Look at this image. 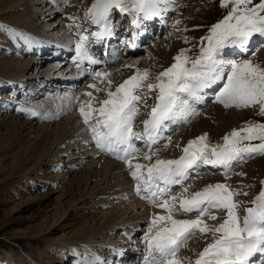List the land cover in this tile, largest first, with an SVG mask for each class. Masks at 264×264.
<instances>
[{
	"label": "rangeland",
	"instance_id": "rangeland-1",
	"mask_svg": "<svg viewBox=\"0 0 264 264\" xmlns=\"http://www.w3.org/2000/svg\"><path fill=\"white\" fill-rule=\"evenodd\" d=\"M20 1L24 2V5L26 2L25 7L19 6V8L13 9L12 6L18 3L17 0H0V25H3L5 28H11L14 32L21 34L20 36H13L7 32L0 31V264H76L77 260L83 259L85 256L88 257L89 252L90 254L93 253L91 255L92 258L101 255L105 257L110 256L109 250L106 252V255L101 253L102 250L98 247L100 243H94L97 245V248L91 250V248H87L90 245L79 243V241H90L92 237H97L99 234L106 235V229L105 231L103 229L110 222L105 218V213L107 211V215L112 214L113 208H92L86 202V204H83L76 211H73L70 207V201L85 192L82 185L83 178H85L84 172L91 168L89 166L91 163L88 162V159L89 161L92 159L90 157L86 159L81 158L83 160L80 161L83 163L78 165H75V163L79 161V158L72 159L74 154L81 153L79 146H77V149H71L72 139L76 135H79L77 133L80 130H74L76 126L73 129L69 128L70 130L68 129V131L71 133H68V135L63 134L65 137H68L67 139L59 146L51 145L53 137L61 130V119L64 117L71 118L74 113L67 112L61 115L60 118L58 117L57 121L50 123L49 129L43 134L48 136L46 139L47 145L42 148V145L37 147V142L42 135V131L38 128L44 124L42 123L43 121L31 120L32 115L30 119L24 118L25 115H21L23 111L18 110L20 108L32 109L38 113L36 116H40L42 111L52 110L48 106H45V109L41 107L40 104L43 101L50 103L58 97L67 96L68 93L59 94V91L56 92V90H52L50 86L46 85L44 86L46 95L37 96L38 98L30 100L27 89L22 90V88L18 87L20 91L18 95L13 94L9 85H2L8 84L7 82L11 81L9 78L14 77L17 72L13 63L14 61H21L20 54L24 52L22 50L25 48L23 36L28 34L26 33L27 31L34 32L35 29L42 28L38 25H32V29L30 27L31 22L26 24L25 21L21 20L24 15L33 16V14L30 15L28 12L34 7L35 2H31L30 0ZM93 2L94 0H65L60 4V8L57 7L58 5L55 6L60 14L53 20L54 22H47L44 25L46 28L40 30L41 33L45 32L47 36H56L59 29L71 26L77 19L82 20L79 19L80 14L82 12L85 14ZM259 2L260 0H253V3ZM169 4L171 11L166 15L167 22H163L162 24L160 20H156L155 29L152 31L148 29V35L146 36L148 39L142 43L141 51L138 50L136 55H127V50L130 48L129 43L131 45L135 44L137 33L130 29L127 20L125 21V18L114 10L115 13L111 17L114 31L118 30L122 34L116 50L122 52L124 57L121 62H116L110 71L112 72V81L116 78L115 82L112 83L111 90L114 91L116 86L134 75L137 69L147 70L151 74V82L155 75L174 63L173 58L181 50H185L186 55L191 58L198 56L200 48L207 43L202 38L209 34V29L213 24L223 19L230 7H220V0H171ZM37 7L36 10L43 9ZM61 11L63 12L61 13ZM70 17L74 18V21L69 19ZM58 21L62 22L55 28L53 24ZM161 25L164 26L162 29L163 34L160 29ZM53 28L55 30L51 31ZM76 30H69V35L76 42L80 35L92 36L87 29V25ZM254 40L255 42H251L252 47L247 54L238 56L237 49H226L223 53L224 57L236 60L250 58L264 65V38L257 37ZM102 52L104 53V51ZM252 52L255 53L254 56L251 54ZM22 60L25 61L26 59ZM123 60H135L139 64H133L131 65L132 67L127 68L126 65H129V63ZM124 63L126 64L125 66H123ZM50 65L52 63L46 61L45 70L49 69ZM33 72L34 70L32 69L29 71V74ZM87 81L88 78L82 81L77 89L74 87L73 93L69 96L71 98L78 97L81 100L83 94L81 90L86 89ZM106 86L104 83H101V88H106ZM222 86L223 82H220L214 86L213 90L202 94L204 95V99L206 94L209 96L208 100H205L206 103L204 105L195 107V103H192L195 114L191 115L187 122L183 121L182 124L178 123L174 125L171 128V132L165 134L166 139L160 141L161 146L157 149L159 158H179L182 154V148L187 145L189 140H193L205 133L207 134V143L209 145H221L223 144V137L233 129L238 130L246 123H264V116L257 114L259 111L258 107L243 109L234 107L225 108L222 104L218 103L215 96ZM101 93L100 98H106V93ZM154 102L155 93H151L150 98L146 102H141L140 115L136 118L139 120V123L136 124L135 130H142L143 125L141 122L147 119ZM145 103L147 106H144ZM74 109H77V106L72 108V110ZM26 114L30 115L27 112ZM18 120L23 122L31 120L36 124L24 126L25 132H23L17 126ZM10 125L13 126V129L9 131L8 126ZM19 126L22 128L21 125ZM87 133L89 134V132ZM60 137V134L59 137L56 134L55 141ZM88 139L89 141L92 140H90V134L86 137L87 141ZM169 140L171 141V146L167 149L163 148L162 145L167 144ZM253 143H259V141H253ZM23 146H25L23 148L25 153L30 152V154L23 155L21 152V155H18ZM75 146L76 142L74 143ZM143 147L142 144L137 145L140 152H144ZM68 148L70 151L67 150ZM35 151L38 153V156L33 157L31 152L35 153ZM80 157L82 156L80 155ZM155 159L156 156L153 157L152 162ZM248 160L250 162L243 166L241 165L245 162L241 160L232 163L227 179L225 178L224 168L221 169L219 167L215 170L206 165L208 168H204L202 171H199L198 175L192 176L189 179L190 181L188 180L185 183V186L188 187L189 193H191L201 190L208 184L227 183L233 189H240L242 192H246L247 195H239L234 198L240 202L238 211L243 216L244 209L252 206L251 201L261 190L260 182L264 180V155H255L248 158ZM79 170H83L81 175L77 173ZM95 171V173L99 171L97 167ZM239 173H243V175H238ZM121 177L117 180L122 184L125 182V179H122L121 182ZM99 179V176H97V181H95L97 184L101 182ZM100 186H102V183H100ZM90 187L93 188L94 185L91 184ZM181 190V187H175L172 195H179ZM217 215V221H208V223L222 221L224 214L220 212ZM180 217L194 218L191 216ZM147 227L148 222L145 225L140 224L138 226L141 231L137 234L135 240L136 242L140 241V243L133 244L132 246L134 247L124 245L130 252H135L134 257L137 259H141L145 255V247H142L141 244H145L144 233ZM130 229L120 227L119 231L125 234ZM134 231L135 229L131 231L132 234H134ZM109 235L107 233V236L110 238L111 236ZM118 237V235H115V240L113 239L115 243L122 239V237ZM100 239L102 240V238ZM126 241L124 239L123 244ZM210 242V235H197L188 241L178 255L188 257L194 261L198 253ZM81 246H85V248ZM67 251L68 253H65ZM131 259L124 261L123 264H132L133 262L129 261ZM110 261L112 264L120 263L117 258L113 259V257ZM185 264H187V261H185Z\"/></svg>",
	"mask_w": 264,
	"mask_h": 264
},
{
	"label": "snow or ice",
	"instance_id": "snow-or-ice-1",
	"mask_svg": "<svg viewBox=\"0 0 264 264\" xmlns=\"http://www.w3.org/2000/svg\"><path fill=\"white\" fill-rule=\"evenodd\" d=\"M167 3L168 0H94L84 16L99 27V31L91 33L98 42L113 35L111 16L114 10L121 15H133L132 23L139 28L142 20H151L168 11ZM220 7H229V11L202 38L207 43L195 58L181 50L173 58L174 63L155 75L151 82L147 70L137 69L114 91L111 90L113 82L107 79L109 74L95 72L93 78L106 81L107 87L100 88L96 84L88 87L106 93V98L98 99L92 92L84 94L88 97L86 101L76 98L79 114L96 148L123 161L135 182L136 195L164 213H156L148 220L143 264H185V261L187 264H264V180L260 182L261 190L251 201L252 206L244 209L243 216L238 211L240 202L234 198L247 195L246 192L233 189L227 183L208 184L191 193L185 186L193 173L199 174L202 166L223 167L227 179L233 161L264 155V123H246L238 130L233 129L223 137L221 145H209L205 133L189 140L177 159H161L156 151L161 146L160 141L166 139L163 134L169 125L187 122L195 114L192 103L203 99L200 93L220 82L223 86L215 96L218 103L225 108L258 107L257 114L264 116V65L250 58L236 60L223 55L226 49L248 53L255 37L264 38V0L259 3L220 0ZM0 31L21 35L3 25ZM88 48L89 38L80 35L75 45L74 62L81 74L85 71L84 61L89 65L98 63ZM151 93H155V102L147 119L141 122L142 130L136 131L134 120L140 115L141 102H146ZM18 110L38 115L32 109ZM43 118L49 116L45 114ZM134 141H143L147 151L140 152ZM170 146V140L162 145L165 149ZM137 156L150 163H133ZM154 156L156 159L152 162ZM174 185L181 187L179 195H172ZM220 212L224 214L222 221L209 224L208 221L218 220ZM177 216L194 218L178 219ZM197 235H210L211 242L194 261L179 256L180 250ZM113 251L119 254L118 250ZM76 264L103 262L98 257L90 260L85 256Z\"/></svg>",
	"mask_w": 264,
	"mask_h": 264
},
{
	"label": "bare ground",
	"instance_id": "bare-ground-1",
	"mask_svg": "<svg viewBox=\"0 0 264 264\" xmlns=\"http://www.w3.org/2000/svg\"><path fill=\"white\" fill-rule=\"evenodd\" d=\"M30 1L35 2L34 7L31 8L28 12L30 15L33 14V16L24 15L23 19H21V20L25 21L26 24L31 22V26H30L31 28H32V25H38L39 27H42V28L41 29H35L34 32L33 31H27L26 33H28V34L23 36V37L27 38V39H24L26 44H24L25 48L22 50L24 52L20 54V60L21 61H17V62L14 61V63H13V65H15V69L17 72L14 75V77L9 78V80H11V83L13 84L11 87V90L13 91V94L19 95L20 91L18 90V87L22 88V90H24V87L28 88L27 93H29V95H30V97H29L30 100H34V99L38 98L37 96L46 95V93H45L46 90L44 89V86H46V85L50 86L52 88V90H56V92L59 91L60 92L59 94L68 93L67 96L63 95L62 98L58 97L56 100H54L50 103L47 101H43V103L40 104V106L43 108L45 106H48V108L51 107L52 110H44V111H42V114L40 116H32L31 117V120L43 121L42 123H44L43 125H40L38 128L40 131H42V135H41V138L39 139V141L37 142V147L42 145V148H44L47 145L46 139L48 138V136L47 135L45 136L43 134L46 130L49 129L50 123L52 121H57L58 117L60 118L61 115H64L67 112L68 113L69 112L74 113V115H72L71 118L70 117L69 118L64 117L61 119V122H62L61 130L56 133L58 135V137H59V134L61 135V137L55 141V137H56V134H55V136L53 137L54 142L52 141V143H51L52 146H59L65 139L68 138V137H65V135H68V133H71L70 131H68V129L69 128L73 129L74 126H76V128L74 130H80V131L78 133L76 132L79 135H76L72 139L71 149H74V148L77 149V146H79V150L81 151V153L80 154H74V156L72 155L73 156L72 159L79 158L78 159L79 161L75 163V165H78V164L83 163L81 161L84 158L85 159L88 157L92 158L90 161L88 159V162L91 163V165H89L91 168L89 170H85V172H84L85 178H83L84 181H83L82 185L84 187L83 190L85 192L83 194L81 193L80 196L75 197V199L71 198L72 200L70 201V207L73 211H76V209H79V207H81L83 204L87 203V205L89 207L91 206L92 208L93 207L94 208H96V207H111V209L113 208L112 212H111L112 214L107 215V211L105 213V218H107L108 222H110V223H108L107 227H105L103 229L104 231L106 229V231H105L106 235H103V234L100 235L99 234L97 237H95V236L92 237L90 241L80 240L79 243H87L90 246H91V244H94V243H100V244H98V247L101 248V250H102L101 253H103L105 255H106V252L109 250L110 256H107L105 258L104 255H102L103 256V260H102L103 264H109L110 263L109 259H111L112 257L114 259V257H116V256H119V258L121 257L122 259L132 258L133 259L132 261L134 263V260H135L134 253L130 252V250L126 249V246H124V245H129L130 247H134L132 245L137 243L135 238H137L136 235H137V233L140 232V229H141L140 227H139L140 229L138 228L139 224L141 223V224L145 225V223L148 222L149 218L152 215H154L156 213H160V214H164V213L161 209H159L153 205H149L146 200L141 199L139 196L136 195L135 190H134L135 182L130 177L129 169L127 168V166L125 165V163L123 161L116 159L115 156L108 155L104 152H101L99 149H97L95 146V142L91 140V134L90 133L89 134H90V140L91 141H89V139H88V141L86 140V137L89 134L87 133L86 126L83 124L82 118L79 114V101L86 100V99L88 100V97L86 95H84L86 92H92L93 96H95L97 98H100V96L102 95L101 92H99V93L96 92L94 89L89 88L88 85L89 84H96L100 88H101V83H104L105 85H107L106 81L101 82L98 79H94L93 78L94 73L95 72L108 73L109 76L107 77V79H110L112 81V78H111L112 72H110V71H111V69H113L112 67L116 62L122 61V58L124 57V55L121 54L118 50H116V52H113V53L108 52L109 55H107V57L105 59H103V58L97 59L95 57V53H94L95 48L94 47L98 46V42L96 40H94V38L92 36H90V37H88L89 38L88 51H89V54L95 60L98 61V63L89 65L87 61H84L82 67L85 69V71L83 72V74H81V72L77 70V68L75 66V62H74V58L76 57L75 45L77 42H76V40H73L71 35H69V33H70L69 30L77 31L76 29H79V28L83 27L84 25H87V29L90 31V34H91L92 32L99 31V27L97 25L92 24L90 21L86 20L85 16H84V12H82L80 14V18H79L82 20L77 19V21H74V19H72L74 22L71 24V27H69L70 26L69 25L67 27H64L63 29H59L56 36H53V35L47 36L45 32L41 33L40 30L46 28L44 25L47 22H51L57 18V16L60 13H58V9L55 6L58 5L57 7L60 8V4H62L65 0H30ZM170 1L171 0H168V3L166 5L168 11L164 12L163 14L171 11V7L169 4ZM17 2L18 3L13 4V6H12L13 9L19 8V6L24 8L26 5V2H25V5H24V2H22L20 0H17ZM36 7L37 8L41 7L43 9H37L36 10ZM32 11H34V12H32ZM62 12L63 11H61V13ZM116 12L118 13V11H116ZM114 13L115 12L113 11L112 15ZM123 15H124L123 18H125V20H126V17H125L126 14H123ZM160 17H161L160 19L162 20L163 16L161 15ZM61 22L62 21L55 22V24H53V26L55 28H57ZM155 27H156V23L155 24L152 23V19L149 21L146 20V23H145L146 30L149 29V31H152L155 29ZM55 28H53L51 31L55 30ZM163 28H164V26L161 25L160 26L161 32L163 31L162 30ZM141 30H142V28H141ZM142 31H141L142 37H138V39L136 41V46L138 45L140 48L139 51H141V48H142L141 45H143L142 43L146 39H148V37L143 36ZM162 34H163V32H162ZM121 36H122V34L118 30L114 31L112 36H105L106 40L108 39V41H109V47H113L114 44L117 43L118 38H121ZM254 39H257V37H255ZM254 39H253L252 43L255 42ZM77 40H79V37L77 38ZM137 53L138 52L136 50H132V51H130L129 49L127 50V55H132V54L136 55ZM135 58H137V57H135ZM22 59H26V60L23 61ZM46 61H49L50 63H52V65H50L49 69L45 70V62ZM123 61L124 62L127 61L126 63H129V65L139 64L135 60H129V61L123 60ZM125 65L126 64L124 63L123 66H125ZM118 66H120V65H118ZM100 68H102V69H100ZM32 69L34 70V72L29 74V71H31ZM86 78H88V81H87L86 86H85L86 89L81 90L83 93L81 100L79 99V101H78L75 97H72L71 99H69L70 98L69 95H71L73 93V90H74L73 88L75 87V89H77L79 87V84L82 81H84ZM115 79L112 81L113 83L115 82ZM2 85L8 86V84H2ZM214 86L215 85H213L211 88L204 89L203 92L200 93V95L203 97L202 94H204L207 91L213 90ZM32 87H34V88L32 89ZM43 90H44V92L42 93ZM206 95L208 96V94H206ZM27 96H28V94H27ZM60 98H61V100H59ZM102 98H104V97H102ZM102 98H100V99H102ZM205 100H208V98L205 97V99H204V97H203V99L201 101L197 102L198 105H200L201 102H205ZM75 103H77V104H75ZM37 104H38V102H37ZM76 106H77V109L72 110V108H75ZM57 113H59V114H57ZM45 114H47L49 116L48 119L43 118ZM21 115H25L24 118H27V119L28 118L30 119V116H31V115L26 114V112H23ZM31 120L28 122H23L21 120H18L17 126H18L19 130L21 129V130H23V132H25V130L23 128L24 126H27L30 124H31V126H33L36 124ZM138 123H139V120L136 119V121L134 122V125L136 126V124H138ZM176 124H178V123H175L174 125H176ZM19 125H21L22 128ZM172 125L173 124H170L168 129H170L172 127ZM8 127H9V131H10V129L11 130L13 129L12 125H10ZM36 130H37V128H36ZM85 133H87V134H85ZM165 133H167V131L166 132L164 131V134H163L164 136H165ZM63 134H65V135H63ZM68 141H69V139H68ZM75 142H76V146L74 147ZM141 142L145 146L144 142L143 141H141ZM141 142L140 141H134V143H137V144H140ZM23 148H25V146H23L21 148L22 150L20 151V154H18V155H21V152L23 153V155L30 154V152L25 153V150ZM67 150H69V148ZM145 151H147L146 146H145ZM31 153H32L33 157L38 156V153L36 151H35V153H33V152H31ZM80 155L82 157H80ZM81 158H83V159L81 160ZM162 159H166V158H162ZM132 162L144 164L145 161L142 159V157L138 156V157H135ZM96 167L99 170V171H97V173H95ZM72 168H74V167H72ZM83 170H79V171H77V173L79 175H81ZM200 170L202 171V167L199 169V171ZM193 175H195V173H193L192 176ZM97 176H99V178H100L99 180L101 181L100 183H102V186H100V183L97 184L95 182V181H97L96 180ZM120 176H122L120 178L121 182H122V179H125V182H123L122 184L120 183V181L117 180ZM91 184L94 185L93 188L90 187ZM175 187H180V186L174 185L173 189H175ZM69 216H71V215H69ZM176 218L186 219V218H182L180 216H177ZM138 222H140V223H138ZM211 224H215V223L213 222ZM120 227H122L124 229H128V228H131V229H130V231H127V233L122 234V232L119 231ZM133 229H135V230L137 229L138 232L135 231L134 235H130V234H132L131 231ZM107 233H109L110 234L109 236H111V237H112V235H114V237H112V238L110 237L111 238L110 239L107 236ZM115 235L116 236L118 235L119 236L118 238L122 237V239H120V241L124 240V239L127 240L126 243L123 244L120 241H117L115 243L113 241V239L115 240ZM123 236H124V239H123ZM100 238H102V240ZM81 247L85 248V246H81ZM96 247H97V245H96ZM87 248H89V247H87ZM114 249L118 250L119 254L114 253V251H113ZM139 250H140V248H139ZM84 251H85V249H84ZM65 253H68V251ZM67 257H68V255H67ZM90 258H92L91 255L88 256V259H90ZM104 260H106V261H104ZM142 260H143V258H142ZM134 264H143V261H140V260L135 261Z\"/></svg>",
	"mask_w": 264,
	"mask_h": 264
}]
</instances>
